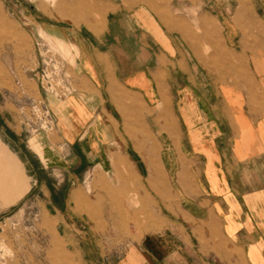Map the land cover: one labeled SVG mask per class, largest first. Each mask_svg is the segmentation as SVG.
I'll list each match as a JSON object with an SVG mask.
<instances>
[{
  "label": "crops",
  "instance_id": "crops-1",
  "mask_svg": "<svg viewBox=\"0 0 264 264\" xmlns=\"http://www.w3.org/2000/svg\"><path fill=\"white\" fill-rule=\"evenodd\" d=\"M65 5L74 25L105 27L66 29L79 90L53 109L68 169L102 163L122 136L110 169L128 165L165 223L93 264H264V0L198 17L190 1Z\"/></svg>",
  "mask_w": 264,
  "mask_h": 264
},
{
  "label": "rangeland",
  "instance_id": "rangeland-1",
  "mask_svg": "<svg viewBox=\"0 0 264 264\" xmlns=\"http://www.w3.org/2000/svg\"><path fill=\"white\" fill-rule=\"evenodd\" d=\"M68 1L0 0V264H93L134 230L165 224L151 188L142 194L128 165L110 169L122 136L109 138L102 163L68 169L53 105L79 87L77 44L64 38L105 28L74 25ZM174 1L194 2L198 17L223 0Z\"/></svg>",
  "mask_w": 264,
  "mask_h": 264
}]
</instances>
